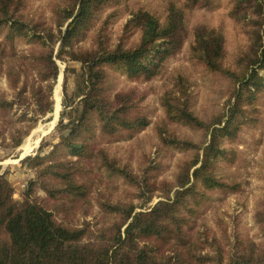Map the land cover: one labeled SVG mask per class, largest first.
<instances>
[{
  "label": "trees",
  "instance_id": "1",
  "mask_svg": "<svg viewBox=\"0 0 264 264\" xmlns=\"http://www.w3.org/2000/svg\"><path fill=\"white\" fill-rule=\"evenodd\" d=\"M113 1L60 0L53 27L26 19L20 13L24 0H0V30L8 29L6 40L21 37L37 42L10 59L0 51V71L6 64L7 77L16 89L12 100L0 96V146L14 150L30 132L31 124L25 129L11 121L16 108L32 110L33 119L53 112V90L60 74L57 59L81 63L78 91L82 96L70 102L64 86L65 109L57 125L60 140L45 155L42 141L37 155L22 160L36 166V177L29 180L22 199L14 197L12 184L0 175V264H264V243L237 238L225 250L207 231H195L190 217L193 204L202 202L208 190H239V183L223 179L217 165L221 160L233 161L234 152L225 141L235 139L243 125L255 119V103L264 90V0H234L230 17L247 28L248 43L232 64L227 60L223 31L204 23L195 26L192 58L229 78L234 88L226 106L210 120L190 109L189 84L182 76L178 91L164 98L168 120L204 131V141L196 143L167 127L159 129L163 143L196 149L193 159L181 164L174 184L164 190L166 195L140 211L129 201H99L100 210L114 220L97 227L96 233L89 221L76 219L85 217L92 205L95 181L89 175L88 160L93 158L141 188L142 183L144 194L146 188L156 191L149 170L142 178L131 173L95 141L97 132L119 136L149 124L133 92L111 95L107 91V67H124L130 77H156L188 39L186 7L196 2L188 0L191 3L183 6L170 0L164 17L145 9L132 12L124 30L140 33L133 46L123 42L110 46L98 37L91 48L75 44L83 28ZM63 150L70 158L56 159L54 155ZM37 184L46 196L36 195ZM144 198L146 202L150 197ZM256 219L264 234V207ZM210 246L213 249L208 250Z\"/></svg>",
  "mask_w": 264,
  "mask_h": 264
},
{
  "label": "rangeland",
  "instance_id": "2",
  "mask_svg": "<svg viewBox=\"0 0 264 264\" xmlns=\"http://www.w3.org/2000/svg\"><path fill=\"white\" fill-rule=\"evenodd\" d=\"M170 0H115L105 6L82 30L75 44L83 48L95 46L96 39L101 38L108 45L114 46L123 42L133 46L139 42L140 33L125 32L124 26L131 13L139 9L148 10L164 17ZM179 5L191 3L188 0H174ZM25 6L20 13L33 23L54 25V9L60 0H24ZM234 0H196L193 5L186 7L189 36L183 48L169 58L160 74L153 79L130 77L124 67H107V91L114 95L116 92H133L138 107L149 119V124L139 130L124 132L119 136H104L97 132L95 137L99 148L106 150L121 166L142 178L144 171L149 173V181L156 186L152 192L141 183H133L121 174L107 170L100 165L97 158L88 160L89 175L94 182V190L90 194L91 208L85 217L77 215L79 221L90 222V229L96 233L97 227L109 223L110 218L100 210L99 201H126L136 205V210H146L163 198L164 190L174 184L180 166L190 161L196 152L195 148H180L163 143L159 129L167 127L170 132L194 142L204 141V131L179 122L168 120L164 98L178 91L179 77L189 84L190 109L204 120H210L223 110L231 97L233 82L221 73L209 71L203 64L191 56V44L194 40V28L199 24H207L219 28L225 36L227 60L233 63L240 51L246 47L248 37L242 23L230 17ZM8 29L0 30V42L5 57L20 56L37 44L27 38H17L10 42L6 40ZM6 61V58L3 59ZM60 74L53 90L54 110L46 116L34 118V112L25 106L16 108L11 121L22 124L29 134L20 147L10 150L0 146V175H4L14 188V197L22 199L30 179L36 177V166L22 163L27 156H35L38 149L45 143L42 155L52 150L53 143L60 140L57 125L65 109L64 86L66 85L69 101L82 98L78 91V75L81 63L72 60L57 59ZM14 63V62H13ZM0 71V96L14 99L16 89L10 83L6 67ZM62 77L61 99L57 102L55 90ZM21 83H19L20 85ZM179 95L180 93H176ZM174 96V95H173ZM59 105V106H58ZM70 105V103H68ZM255 119L243 125L238 136L226 140L225 145L233 152V161L221 160L217 166L219 174L228 183H239L238 191L222 189L208 190L202 202L193 204L194 212L190 215L195 221V231H207L210 237H216L225 250L234 239L253 240L258 244L264 243L262 226L256 219V213L264 207V90L259 93L255 103ZM68 109V108H67ZM58 111V114H57ZM25 114V115H23ZM29 150H25V146ZM56 159L70 158L66 153L58 151ZM198 187H202L198 183ZM150 189V188H149ZM204 189V188H202ZM36 195L46 196L39 184L35 186ZM174 190L169 192L172 195ZM144 197H150L146 200ZM192 199L190 198L189 201ZM61 217V215L59 216ZM77 221V223H78ZM193 224V222H192ZM91 230V231H92ZM96 235V234H95ZM213 249L211 246L208 250Z\"/></svg>",
  "mask_w": 264,
  "mask_h": 264
},
{
  "label": "bare ground",
  "instance_id": "3",
  "mask_svg": "<svg viewBox=\"0 0 264 264\" xmlns=\"http://www.w3.org/2000/svg\"><path fill=\"white\" fill-rule=\"evenodd\" d=\"M61 83H62V77L60 78V80L58 82V85H57V88L55 90V95H56V98H57V102H59L60 99H61V88H62L61 87ZM57 114H58V111H57ZM24 149L28 151L29 147L26 145Z\"/></svg>",
  "mask_w": 264,
  "mask_h": 264
}]
</instances>
